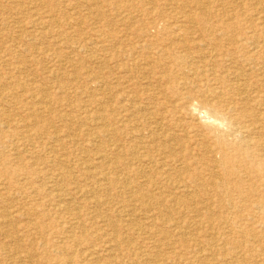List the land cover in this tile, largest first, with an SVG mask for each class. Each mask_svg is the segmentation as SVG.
<instances>
[{"label": "rangeland", "instance_id": "374dc122", "mask_svg": "<svg viewBox=\"0 0 264 264\" xmlns=\"http://www.w3.org/2000/svg\"><path fill=\"white\" fill-rule=\"evenodd\" d=\"M0 160V264H264V0H0Z\"/></svg>", "mask_w": 264, "mask_h": 264}, {"label": "bare ground", "instance_id": "6f19581e", "mask_svg": "<svg viewBox=\"0 0 264 264\" xmlns=\"http://www.w3.org/2000/svg\"><path fill=\"white\" fill-rule=\"evenodd\" d=\"M6 1V0H5ZM215 2V1H214ZM213 2V3H214ZM4 5V4H3ZM176 8V7H175ZM263 20V19H262ZM57 24V23H56ZM191 25V24H190ZM155 26V25H153ZM172 42V41H171ZM225 43V42H224ZM192 44L194 43H188V42H182V44H180V46L182 45L183 48H186V47H189L191 46ZM228 44V43H227ZM211 45V51L214 53V54H218V51H219V55H221V57H224L225 60H232V59H229L228 57L230 58H233L234 54L233 52H231L230 50V47L228 46L227 49L224 51V50H221V46L219 43H215L213 40H212V44ZM231 46V45H230ZM149 50V49H148ZM210 52V51H209ZM170 57L173 58V60H177V61H182V60H187L188 58H190L189 54L187 53L186 55H182V54H177V55H172L170 54ZM198 57H194V59H196ZM212 58V57H211ZM201 60V59H199ZM191 63V62H190ZM189 63V64H190ZM194 64H192V68L194 69L195 65H196V61L193 62ZM199 63H202V62H199ZM226 63V62H225ZM233 65V64H232ZM210 67V66H209ZM143 68V67H142ZM212 69V68H211ZM211 69H208V66H203L201 67V71L199 69H195V73L193 75H196L197 78H199L200 80L197 82L199 83V86L196 87L197 91H195V89L193 90H189L188 91V94L189 95V98L190 99H194L196 97H202L204 100H206L208 97H211V96H215V95H220L228 90H230L231 93H237V95L239 96L240 95V92H242V96L245 94V93H248V85H244L243 84V79L242 77L240 76V74L238 73V71L234 70L232 71L229 70V72H231L230 74L231 75H235V79H236V82L235 83H228V81H226V76H221V75H217L214 72H211L213 70ZM200 72L202 74H200ZM206 73V74H205ZM54 74V73H53ZM164 74V73H163ZM173 74V73H172ZM145 75V73H144ZM175 78V77H174ZM96 79V78H95ZM189 82V81H188ZM104 85V84H103ZM188 84L185 83L183 84V86L185 88H187ZM190 86V85H189ZM41 88V87H40ZM45 88V87H44ZM103 88V87H102ZM259 88V87H258ZM47 89V88H46ZM45 89V90H46ZM183 90V89H182ZM107 92V91H106ZM184 92V91H183ZM192 92V93H191ZM193 92H197L199 93V95L195 96ZM174 93V92H173ZM5 95V94H4ZM106 95V94H105ZM223 95V94H222ZM224 96H221V99L216 103L217 107L219 109H224L227 105L225 106H222L221 103L225 102L224 101ZM220 97V96H219ZM44 99V98H43ZM42 101V100H41ZM40 101V103H41ZM130 102V101H129ZM221 102V103H220ZM217 107L211 105V104H208L206 109L207 111H202V114H204L205 116L206 115H210L209 118L207 119H215V122L218 124V126H223L225 125V123L227 122V119H225V117L221 114L220 111L217 110ZM147 108V107H146ZM231 108V107H230ZM197 109V108H196ZM128 110V109H127ZM142 110V109H141ZM148 111V110H147ZM143 112V111H142ZM145 112V111H144ZM201 112V111H200ZM199 112V113H200ZM195 113H198V112H195ZM194 113V114H195ZM130 114V112H129ZM155 114V113H154ZM201 114V115H202ZM152 115V114H151ZM147 116V115H146ZM199 116V114H198ZM250 116H251V120H249V123H245L242 121V119L240 118V122H237L235 123V125L239 126L240 130L242 131H250L251 129H253L255 132H257V130L259 129V117L258 116H254L250 113ZM208 117V116H207ZM146 118V117H145ZM183 120V119H182ZM208 122V121H207ZM211 122V121H210ZM135 129V128H134ZM181 131V130H180ZM144 134V133H143ZM146 135V134H145ZM217 135V133H216ZM174 137V136H173ZM174 139V138H173ZM249 139V138H248ZM236 140V139H234ZM156 142V141H155ZM166 142V141H165ZM174 142V140H173ZM163 143V142H161ZM181 143V142H180ZM165 144V143H164ZM174 144V143H173ZM176 145V144H175ZM148 146V145H147ZM173 147V146H172ZM155 148V147H154ZM157 150V149H156ZM168 151V150H167ZM160 152V150H159ZM161 153V152H160ZM263 153V152H262ZM162 155V154H161ZM148 156V155H147ZM263 156V155H262ZM149 157V156H148ZM1 161V160H0ZM147 167V166H146ZM229 169V168H228ZM228 171V170H227ZM225 182V181H224ZM180 187V186H179ZM235 192V191H234ZM228 196V195H227ZM200 198V197H199ZM263 198V197H262ZM120 208V207H119ZM230 210V209H229ZM236 212V211H235ZM259 214V213H258ZM3 215V214H2ZM4 217V215H3ZM5 218V217H4ZM230 218V217H229ZM248 218V217H247ZM9 223V222H8ZM253 224V223H252ZM7 225V224H6ZM240 234V233H239ZM243 234V233H242ZM245 237V236H244ZM227 238V237H226ZM259 238V237H258ZM228 239V238H227ZM226 240V239H225ZM229 241V240H228ZM248 242V241H247ZM250 242V241H249ZM109 243V242H108ZM262 250V249H261ZM255 251V250H253ZM260 251V250H259ZM26 253V252H25ZM258 253V252H257ZM89 255V254H88ZM228 261V260H227ZM263 264V263H262Z\"/></svg>", "mask_w": 264, "mask_h": 264}]
</instances>
